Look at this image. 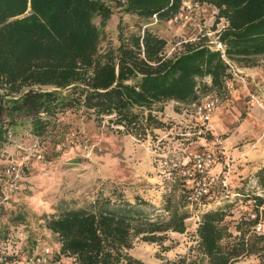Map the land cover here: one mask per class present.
<instances>
[{
    "label": "trees",
    "instance_id": "16d2710c",
    "mask_svg": "<svg viewBox=\"0 0 264 264\" xmlns=\"http://www.w3.org/2000/svg\"><path fill=\"white\" fill-rule=\"evenodd\" d=\"M187 1L216 9L213 26L224 20L219 39L230 59L253 66L264 56V0H117L116 4L146 25L153 17L171 20ZM109 4L0 0V157L11 135L44 137L68 110H82L98 125L105 120L113 132L144 139L165 126L157 115L163 104L198 101L200 82L203 89L225 92L232 75L220 52L202 39L185 41L177 53L166 56L165 38L145 26L128 38L119 31V44L101 51L100 37L112 13ZM205 78L210 82H202ZM8 164L0 165V200ZM190 167L187 163L180 169ZM263 171L264 165L256 173L262 189ZM174 182L164 200L163 219L148 217L136 207L144 200L130 203L122 193L115 198L97 194L83 205L62 201L40 216L58 243L43 256L32 255L34 239L27 240L28 254L8 252L2 243L10 227L0 223V264H146L131 253L135 240L157 243L167 251L172 248L164 245L168 233L186 231L189 213L184 207L194 205L180 172ZM218 189L210 192L217 194ZM232 190L238 195L225 202L238 205L241 196L244 206L238 215L229 207L202 211L194 244L174 258L158 254L160 264H235L251 254L264 264V226L256 229L264 216V196ZM12 219L20 221L24 214Z\"/></svg>",
    "mask_w": 264,
    "mask_h": 264
},
{
    "label": "rangeland",
    "instance_id": "374dc122",
    "mask_svg": "<svg viewBox=\"0 0 264 264\" xmlns=\"http://www.w3.org/2000/svg\"><path fill=\"white\" fill-rule=\"evenodd\" d=\"M107 1L112 13L100 37L101 51L115 48L119 44V31L128 38L148 26L165 38L164 53L172 56L182 48V43L199 36L200 31H213L225 24L224 20H220L213 26L216 9L209 4H199L198 1H189L187 6L183 3L181 17L176 20L159 21L153 17L146 25L145 21L125 13L116 4L117 0ZM95 22L99 24V18ZM237 63L243 65L241 62ZM257 63H264V56L259 57ZM237 80L231 78L228 81L229 88L224 95L221 94L215 111L219 122L215 124L211 121V126L213 132L222 138L228 137L226 143L233 159L231 174L234 170L236 175L235 189L244 194L253 192L264 196V189L259 186V178L256 176L264 161L251 164L247 162L249 160H241L247 152L239 158L233 153V148L237 146L253 147L251 142L258 139V136L262 141L260 145H263L264 99H261L262 106L252 103L249 93L254 92V88L249 86L248 79L245 80L246 87L242 81ZM202 82L210 81L205 78ZM215 92L219 93L215 88L203 89L200 82L196 103ZM157 115L164 121L165 126L154 129L144 139L113 132L105 120L98 125L92 117L77 109L60 115L56 128L44 137L11 135L10 142L4 147L6 150L0 157V165L22 163L24 179L14 193L7 199L0 200V223H6L10 227L8 239L2 243L3 247L8 252L25 250L28 254L27 248L31 244L27 240L34 239L36 244L30 249L32 255L52 253L58 243L55 236L45 228L40 216L51 213L54 206L62 201L83 205L97 194L115 198L118 193H122L130 203L142 199L146 203L136 205L137 209H141L152 219L166 218L164 200L173 190L180 167L186 161V153L202 149L203 142L200 141H211L213 134L211 131L202 135L197 133L202 121L196 116L195 106L192 104L169 101L163 104ZM238 198V205L233 202L211 204L204 208L186 205L184 208L189 213L185 220L186 231L168 233L164 245H172L170 250L164 251L157 243L137 239L131 253L143 259L146 264H160L158 254L165 258H174L185 253L188 246L194 244L196 222L201 212L229 207V211L238 215L244 206L240 201L242 197ZM17 213L24 214V219L14 221L12 218ZM262 222L264 226V216ZM238 262L262 264L255 254L242 257Z\"/></svg>",
    "mask_w": 264,
    "mask_h": 264
},
{
    "label": "built area",
    "instance_id": "2783aa9c",
    "mask_svg": "<svg viewBox=\"0 0 264 264\" xmlns=\"http://www.w3.org/2000/svg\"><path fill=\"white\" fill-rule=\"evenodd\" d=\"M184 3L187 6L189 1ZM181 14V12L178 13L172 19L176 20L178 17H181ZM223 26L224 25L215 28L213 31L203 33L200 31V35L194 37L191 41H199L202 39L205 45L213 50L219 51L221 57L227 64V70L231 73L232 79L245 82V77L242 74L240 65L226 55L225 44L219 39ZM228 88L229 82H226L225 92ZM225 92L222 95H224ZM221 97V94L215 92L210 96H206L199 103L195 102L192 104L195 106L196 116L202 121V125L197 133L202 135L211 131L213 135L211 141L204 139L205 142L202 145V149L191 150L186 153L184 165L190 163L191 167L186 169L182 168L179 171L181 175L185 177V185L190 189L188 193L190 205L201 206L203 208L211 204L215 205L225 201H233V198L238 195V193L230 189L232 186L230 176L233 159L229 152V147L224 138L218 133L213 132L211 126V115L219 105ZM249 100L252 103L262 106L261 97L257 94L252 92L249 93ZM23 171L22 163H19V165L18 163H9L7 165L5 169L7 179L4 184L3 199H7L19 188V183L24 179ZM217 187L219 188L217 194L210 192ZM251 216L254 217V215ZM262 227L263 222L260 221L256 229L261 231Z\"/></svg>",
    "mask_w": 264,
    "mask_h": 264
},
{
    "label": "crops",
    "instance_id": "0c3cea01",
    "mask_svg": "<svg viewBox=\"0 0 264 264\" xmlns=\"http://www.w3.org/2000/svg\"><path fill=\"white\" fill-rule=\"evenodd\" d=\"M240 68H241L242 74L245 77V80L248 79L249 86L254 88V92H252V93L257 94L263 100L264 99V63H262V64L257 63L256 65H253V66H240ZM234 80H236V79H234ZM243 85H244V87H246L247 86L246 82L245 83L243 82ZM215 111H216V109L214 110V112L211 115V121H213V123L217 124L219 121L217 120V117L215 115ZM211 125H212V123H211ZM261 128L262 127L260 126L259 129H261ZM201 139H203V138H201ZM227 139H228V137L225 138V141ZM200 142L204 143L205 141H200ZM241 142L242 141H239V143H241ZM261 142L262 141L259 140V136H258V139H255V141L251 142L254 144L253 147L246 148L245 147L246 145H243L241 147L237 146V147L233 148L234 156L239 158V157H241V155L243 153L247 152L246 155H243V157H241V160H244V161L249 160L247 162L251 163V164L252 163L255 164L257 162L264 161V141H263V145H260ZM243 149H245V150L243 151ZM239 160L240 159H238V161ZM239 174H240V172H239ZM235 177H236V175L234 174V170H233V173L230 176V182L233 186L232 189L235 188L234 187V181H235L234 178ZM238 180H236V182ZM262 208L264 209V205ZM238 263L239 262H236V264H238Z\"/></svg>",
    "mask_w": 264,
    "mask_h": 264
}]
</instances>
